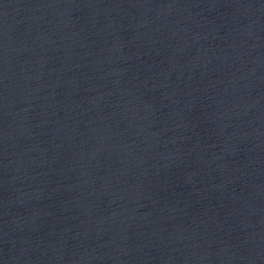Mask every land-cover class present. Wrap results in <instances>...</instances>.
Returning a JSON list of instances; mask_svg holds the SVG:
<instances>
[{
	"label": "water",
	"instance_id": "obj_1",
	"mask_svg": "<svg viewBox=\"0 0 264 264\" xmlns=\"http://www.w3.org/2000/svg\"><path fill=\"white\" fill-rule=\"evenodd\" d=\"M0 264H264V0H0Z\"/></svg>",
	"mask_w": 264,
	"mask_h": 264
}]
</instances>
